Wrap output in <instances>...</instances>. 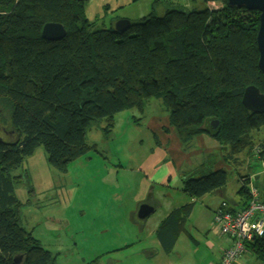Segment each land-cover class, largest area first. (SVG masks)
<instances>
[{"label":"trees","instance_id":"trees-1","mask_svg":"<svg viewBox=\"0 0 264 264\" xmlns=\"http://www.w3.org/2000/svg\"><path fill=\"white\" fill-rule=\"evenodd\" d=\"M88 1L0 0V119L7 110L11 126L10 137L0 133V264H56L21 224L15 193L21 178L13 172L43 146L50 165L65 173L90 150L92 126L105 123L109 131L117 114L142 111L152 98L163 100L187 148L205 133L222 146L227 163L241 164L244 152L264 163V139L255 147L254 137L264 128V114L243 103L248 87L264 94L258 10L233 8L227 0H201L199 8L194 0L190 7L165 4L160 13L156 1L147 16L118 33L105 18L101 24L87 19ZM47 23L62 24L67 36L44 39ZM210 119L219 121L215 133L206 129ZM212 158L182 176L193 201L161 223L157 238L166 253L186 230L198 199L227 187L232 173L216 169ZM243 178L238 193L250 201V177ZM245 246L264 263V236Z\"/></svg>","mask_w":264,"mask_h":264},{"label":"rangeland","instance_id":"rangeland-1","mask_svg":"<svg viewBox=\"0 0 264 264\" xmlns=\"http://www.w3.org/2000/svg\"><path fill=\"white\" fill-rule=\"evenodd\" d=\"M134 1L89 0L85 14L90 21L101 24L105 18L113 24L117 18L148 10L135 12L139 2L144 5L148 0ZM179 1L183 4L184 0ZM197 2V7L205 6ZM1 110L0 106V114ZM3 112L6 119H0V133L10 137L9 113ZM98 125L87 133L90 150L70 162L65 173L50 165L43 146L13 172L21 178L15 193L21 202L22 226L52 252L56 264H219L222 234L214 222L223 202L219 194L198 199L202 210L188 225L193 238L182 235L170 253L163 250L157 231L172 211L192 201L183 191L182 176L208 154L216 169L232 173L227 197L237 205L244 197L238 193L242 175L249 172L251 182L264 187L263 163L246 158V152L239 155L241 164L226 163L220 157V145L205 133L187 148L161 98L150 99L142 111L117 114L109 131L105 123ZM254 137L257 147L264 139V128ZM142 204L155 208L145 220L137 216ZM207 241L216 247L210 249Z\"/></svg>","mask_w":264,"mask_h":264},{"label":"built area","instance_id":"built-area-1","mask_svg":"<svg viewBox=\"0 0 264 264\" xmlns=\"http://www.w3.org/2000/svg\"><path fill=\"white\" fill-rule=\"evenodd\" d=\"M250 201L241 209H234L229 202H222L216 213L215 225L222 235L232 240L220 264H236L245 253L246 242L264 236V198L255 186L249 188Z\"/></svg>","mask_w":264,"mask_h":264},{"label":"water","instance_id":"water-1","mask_svg":"<svg viewBox=\"0 0 264 264\" xmlns=\"http://www.w3.org/2000/svg\"><path fill=\"white\" fill-rule=\"evenodd\" d=\"M233 8H247L249 10H258L260 15V27L257 35V44L260 54L259 68L264 73V0H227ZM132 21L129 19H119L115 23V31L125 33L132 28ZM67 36V30L60 23H47L42 29V37L48 41H60ZM244 106L253 113L264 114V94L255 86L248 87L243 97ZM219 121L210 119L206 122V129L209 132L215 133L219 129ZM264 165V163H263ZM222 198L230 204L234 201L228 199L226 188L222 189ZM155 212V208L149 204H142L137 216L142 219H148Z\"/></svg>","mask_w":264,"mask_h":264},{"label":"crops","instance_id":"crops-1","mask_svg":"<svg viewBox=\"0 0 264 264\" xmlns=\"http://www.w3.org/2000/svg\"><path fill=\"white\" fill-rule=\"evenodd\" d=\"M138 1H140V0H135L134 1V3L135 2H138ZM156 1H159V3H161L162 5L159 7V12L160 13H163L164 11H165V4H173V5H176V4H180L181 2L179 1V0H148L144 5H142L141 4V2H139L138 4H137V6H136V10H135V12H141V9L142 8H147L148 7V10L145 12V13H142V14H138V15H135V16H133V15H131V17L129 16L128 17V15H126V16H124L123 18H126V19H129L130 21H135V20H138V19H140V18H143V17H145V16H147L150 12H151V10H152V6H153V4H154V2H156ZM191 1H193L194 2V0H184L183 1V6H185V7H190V6H196V4H192L191 5ZM200 2H201V0H200ZM196 3H198L197 1H196ZM130 13L131 14H133V12L132 11H130ZM119 19V18H118ZM109 23V22H108ZM107 23V24H108ZM207 137V136H206ZM208 138V137H207ZM213 139V138H212ZM209 141V140H208ZM213 141H215L217 144H219L215 139H213ZM220 145V144H219ZM220 147H221V149H222V146L220 145ZM247 153V152H246ZM209 156H211L212 154H208ZM207 155V156H208ZM208 156V157H209ZM220 157H222L223 158V160L225 161V159H224V156H223V150H222V152H221V155H220ZM246 158H249L250 160H255V161H258L257 159H255V158H253V157H250V156H248V154L246 155ZM242 160V159H241ZM202 161V160H201ZM201 161H199L198 162V165L201 163ZM246 161V160H245ZM226 162V161H225ZM260 162V161H259ZM227 163V162H226ZM260 163H262V162H260ZM197 165V166H198ZM185 172V171H184ZM183 172V173H184ZM249 173V172H248ZM248 173H246V175H242V178H241V182H240V185L242 186V183H243V180H245L246 178H243V177H245V176H249L250 177V184L249 185H252V186H255L256 188H258L259 189V191L261 192V195H262V198H264V187H260V186H257L256 185V183L255 182H251V175L250 174H248ZM217 194H219L221 197H222V190H221V192H216ZM226 195H227V187H226ZM224 200V199H223ZM248 199H246V198H244V197H242V204L241 205H237L238 203L236 202V201H234V200H232V201H234V204H232L234 207H235V209H241V208H244L245 206H247V204H248V202H249V200H248V202L246 203V201H247ZM193 201V200H192ZM191 201V202H192ZM191 202H189V203H191ZM188 204V203H187ZM186 205V204H185ZM184 206V205H183ZM182 207V206H181ZM180 208V207H179ZM178 209V208H177ZM202 210V205L200 204V205H197V202L195 203V205H194V207H193V209H192V211H191V214H190V216H189V218H188V220H187V223H186V230L179 236V238L182 236V235H188L189 237H192L193 238V236L190 234V232H189V230H188V225H189V223L191 222V223H193L194 221H196V217H197V215H198V213L200 212ZM179 238H178V241H179ZM178 241H177V243H178ZM177 243H176V245H177ZM231 244H232V240L231 239H229V238H227V237H224L223 235H222V237H221V243H220V245H219V253H220V263H221V260H222V257H223V254H224V252H225V250L226 249H228L230 246H231ZM175 245V246H176ZM207 245L209 246V248L210 249H214L216 246H215V244H213V242H211V241H207ZM175 248V247H174ZM244 256L242 257H240L238 260H237V262H236V264H258V262L257 261H260V260H257L254 256H252L249 252H247V253H245V254H243ZM245 257H247V259L245 258ZM262 262V261H261ZM219 263V264H220Z\"/></svg>","mask_w":264,"mask_h":264}]
</instances>
